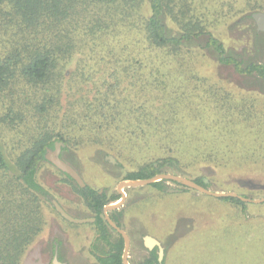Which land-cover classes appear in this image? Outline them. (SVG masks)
I'll list each match as a JSON object with an SVG mask.
<instances>
[{"label": "trees", "instance_id": "1", "mask_svg": "<svg viewBox=\"0 0 264 264\" xmlns=\"http://www.w3.org/2000/svg\"><path fill=\"white\" fill-rule=\"evenodd\" d=\"M241 1L244 9L264 12V0ZM205 2L0 0V105L7 96L14 103L0 113V264H21L44 228L42 196L50 192L38 171L57 141L67 149L96 146L146 161L124 179L151 178L171 166L209 188L205 169L235 177L262 172L264 99L235 90L204 66L210 53L236 73L256 76L264 88V63L228 51L210 30ZM3 123L20 129L9 146L18 150L13 158ZM24 126L30 132L21 135ZM72 181L109 247L98 261L124 264V237H112L103 212L121 194ZM151 185L167 186L165 179ZM217 199L247 209L238 197ZM117 212L110 215L121 227ZM135 264L166 259L156 246Z\"/></svg>", "mask_w": 264, "mask_h": 264}, {"label": "rangeland", "instance_id": "2", "mask_svg": "<svg viewBox=\"0 0 264 264\" xmlns=\"http://www.w3.org/2000/svg\"><path fill=\"white\" fill-rule=\"evenodd\" d=\"M241 2L206 0L210 15H213L210 30L229 52L241 56L245 62L264 63V29L259 28L255 17L256 13L263 11L244 9ZM206 8L202 9L208 10ZM1 40L0 52L3 50ZM207 58L211 63L204 66V71L215 73L225 83L230 82L237 91L256 94L264 99L263 84L256 76L240 75L231 66L218 62L210 53ZM77 59L75 57L65 67L67 76L76 68ZM12 106L14 103L10 96L2 98L0 113ZM3 126L13 158L18 150L9 146L19 139L20 129H13L8 123H3ZM29 132V127H22L21 135ZM64 148L63 158L78 170L85 182L106 191L108 195L118 193L124 176L146 162L135 154L124 159L96 146L67 149L64 143ZM178 169L167 166L165 173L189 178ZM202 174L213 191H234L252 199L264 196V169L255 177H235L212 169H205ZM227 177H234L235 181L227 182ZM38 180L50 192L47 199L42 196L46 223L28 247L21 264H102L96 256L103 255L109 247L97 236L92 221L94 213L78 194L72 179L46 158L40 165ZM238 180L240 183H235ZM249 181L251 184H248ZM166 185L163 190L151 184L121 189L127 197L116 209L117 214L121 213V228L131 240L128 253L130 264L139 262L148 254V236L161 241L164 247L162 260L165 258L166 264H264V202H248L247 209L243 211L241 206L181 183L166 180ZM54 201L71 216L88 221L77 223L66 219L57 210ZM112 210H109V215ZM113 229L110 228V231L115 239L119 232Z\"/></svg>", "mask_w": 264, "mask_h": 264}, {"label": "water", "instance_id": "3", "mask_svg": "<svg viewBox=\"0 0 264 264\" xmlns=\"http://www.w3.org/2000/svg\"><path fill=\"white\" fill-rule=\"evenodd\" d=\"M255 17L257 18L260 27H262L264 25V13L258 12L255 14ZM62 145H64L63 142H57L55 149L49 150L48 153L46 154V158L48 160H50L60 170L67 173L68 175H70L80 186H85L86 185L85 180L82 178L80 173L71 164H69L67 161H65L64 159H62L60 157V151H61ZM162 179L174 180V181L181 183L182 185H184L186 187H189V188L195 189L201 193L211 195V196H215V197H219V198L220 197H238L245 202H253V203L264 202V196L261 198L252 199V198L243 196L241 194H238L234 191H228V192L213 191L212 189L207 188V187L197 183L193 179H190V178L185 177V176L177 175V174H172V173H159V174H157L151 178H146V179H126V180H123L119 185V191L121 192V198L117 201H114V202L107 204L104 207V213H105V217L108 220L109 224L114 229H116L119 233H121L122 236L124 237V240H125V248H124V252H123V263L124 264H130V262L128 260V253H129V247H130V237L124 229L119 227L116 224V222L112 220V218L110 217L108 212H109V210L116 209L117 207H119L124 202V200L126 198V193L123 190H121L122 187L147 185V184H152L153 182L158 181V180H162ZM248 184H251L250 181L248 182ZM170 191H180V189H170ZM54 204H55L57 210L66 219H68L72 222H77V223L88 221L86 219H78V218L71 216L68 212H66L64 210V208L57 201H54ZM146 245L150 248L154 247L155 245L159 246V248H160V252H159L160 260L163 259L164 250H163V247H162L160 241H158L157 239H155L151 236H148L146 238ZM55 262L58 263L57 260H55Z\"/></svg>", "mask_w": 264, "mask_h": 264}, {"label": "flooded vegetation", "instance_id": "4", "mask_svg": "<svg viewBox=\"0 0 264 264\" xmlns=\"http://www.w3.org/2000/svg\"><path fill=\"white\" fill-rule=\"evenodd\" d=\"M259 28L260 29H264V27H260L259 26ZM55 147H56V144H55ZM55 147L53 148V149H51V148H48L47 149V153H48V151L49 150H54L55 149ZM63 149H64V145H62L61 146V151H60V157L62 158V159H64L63 158V155H62V151H63ZM46 153V154H47ZM65 160V159H64ZM65 161H67V160H65ZM68 162V161H67ZM69 163V162H68ZM70 164V163H69ZM72 165V164H71ZM73 166V165H72ZM74 167V166H73ZM75 168V167H74ZM76 169V168H75ZM77 170V169H76ZM62 171V170H61ZM78 171V170H77ZM63 172V171H62ZM65 173V172H64ZM66 175H68L67 173H65ZM70 178H72L70 175H68ZM73 179V178H72ZM74 180V179H73ZM126 180V179H125ZM75 181V180H74ZM76 182V181H75ZM77 183V182H76ZM86 183V182H85ZM78 184V183H77ZM86 185H87V183H86ZM118 193H120L121 194V192L119 191ZM126 197H127V194H126ZM121 198V197H120ZM103 212H104V209H103ZM104 215H105V213H104ZM106 218V217H105ZM95 220H96V218H95V216H94V218H92V221H93V223L95 222ZM107 220V219H106ZM108 221V220H107ZM109 223V222H108ZM117 224V223H116ZM110 225V224H109ZM118 225V224H117ZM111 226V225H110ZM112 227V226H111ZM120 227V226H119ZM113 228V227H112ZM116 230V229H115ZM121 234V233H120ZM97 236L99 237V234H97ZM131 241V240H130ZM157 245H155L154 247H152V248H150V247H147L148 249H153V248H155ZM159 247V246H158ZM159 252H160V248H159Z\"/></svg>", "mask_w": 264, "mask_h": 264}, {"label": "crops", "instance_id": "5", "mask_svg": "<svg viewBox=\"0 0 264 264\" xmlns=\"http://www.w3.org/2000/svg\"><path fill=\"white\" fill-rule=\"evenodd\" d=\"M263 84V83H262ZM205 182H208V180L205 178ZM148 185V184H147ZM140 186H145V185H139V186H128V187H140ZM211 196V195H210ZM215 197V196H214ZM154 238V237H153ZM155 239H157V238H155ZM158 241H160L159 239H157ZM160 243H161V241H160ZM161 245H162V243H161ZM163 247V246H162ZM163 250H164V247H163Z\"/></svg>", "mask_w": 264, "mask_h": 264}]
</instances>
